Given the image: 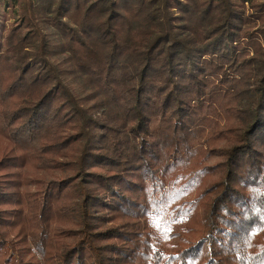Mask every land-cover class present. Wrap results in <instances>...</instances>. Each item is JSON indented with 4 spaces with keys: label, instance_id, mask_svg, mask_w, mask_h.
Wrapping results in <instances>:
<instances>
[{
    "label": "trees",
    "instance_id": "16d2710c",
    "mask_svg": "<svg viewBox=\"0 0 264 264\" xmlns=\"http://www.w3.org/2000/svg\"><path fill=\"white\" fill-rule=\"evenodd\" d=\"M3 1L0 264H264V0Z\"/></svg>",
    "mask_w": 264,
    "mask_h": 264
},
{
    "label": "rangeland",
    "instance_id": "374dc122",
    "mask_svg": "<svg viewBox=\"0 0 264 264\" xmlns=\"http://www.w3.org/2000/svg\"><path fill=\"white\" fill-rule=\"evenodd\" d=\"M5 11H8V8L6 7V3L3 0H0V14L4 13ZM215 162L216 160L211 161L212 164Z\"/></svg>",
    "mask_w": 264,
    "mask_h": 264
}]
</instances>
